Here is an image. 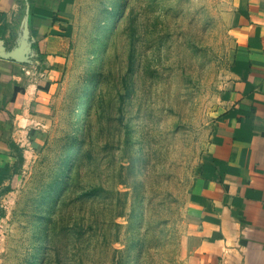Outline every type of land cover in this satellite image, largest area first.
I'll list each match as a JSON object with an SVG mask.
<instances>
[{
  "label": "rangeland",
  "instance_id": "rangeland-1",
  "mask_svg": "<svg viewBox=\"0 0 264 264\" xmlns=\"http://www.w3.org/2000/svg\"><path fill=\"white\" fill-rule=\"evenodd\" d=\"M70 1L62 107L0 204V264H194L234 0Z\"/></svg>",
  "mask_w": 264,
  "mask_h": 264
},
{
  "label": "crops",
  "instance_id": "crops-1",
  "mask_svg": "<svg viewBox=\"0 0 264 264\" xmlns=\"http://www.w3.org/2000/svg\"><path fill=\"white\" fill-rule=\"evenodd\" d=\"M71 13L70 0H0V204L21 181L16 119L34 128L33 152L57 121ZM223 20L234 59L192 188V256L264 264V0H234Z\"/></svg>",
  "mask_w": 264,
  "mask_h": 264
},
{
  "label": "built area",
  "instance_id": "built-area-1",
  "mask_svg": "<svg viewBox=\"0 0 264 264\" xmlns=\"http://www.w3.org/2000/svg\"><path fill=\"white\" fill-rule=\"evenodd\" d=\"M19 117L16 119L18 137L15 140V143L22 159L25 161V159L27 158V154L33 152L32 131L34 128L31 125H28V123L21 115Z\"/></svg>",
  "mask_w": 264,
  "mask_h": 264
}]
</instances>
